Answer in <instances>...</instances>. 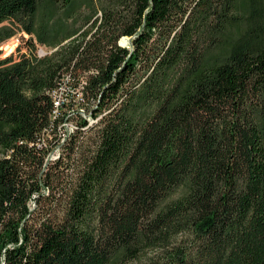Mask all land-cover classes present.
Wrapping results in <instances>:
<instances>
[{
	"label": "trees",
	"instance_id": "trees-1",
	"mask_svg": "<svg viewBox=\"0 0 264 264\" xmlns=\"http://www.w3.org/2000/svg\"><path fill=\"white\" fill-rule=\"evenodd\" d=\"M107 3L0 0L49 52L0 57V264H264V0ZM66 74L97 121L49 162Z\"/></svg>",
	"mask_w": 264,
	"mask_h": 264
},
{
	"label": "rangeland",
	"instance_id": "rangeland-1",
	"mask_svg": "<svg viewBox=\"0 0 264 264\" xmlns=\"http://www.w3.org/2000/svg\"><path fill=\"white\" fill-rule=\"evenodd\" d=\"M84 2H86V4L83 5L82 8L79 9L72 18L65 19L69 28H76V29H79L80 31H83L89 28L90 24L93 21H97L101 19L102 10H103L102 7L108 4L107 0H95V3L92 4L93 6H89V0H84ZM60 11L63 12V10H60ZM3 25L12 26L10 22H4L0 24V27ZM15 29L17 31V35L12 38L5 39L0 44V51H1L0 57H5L11 53L19 54V53L27 52L31 54L33 52H36L37 49H39V47L42 46V44L38 42V40L33 35L27 34L22 27L17 26L15 27ZM126 38H127V44H129L130 38L128 37L120 39V43L121 41L122 43L123 42L126 43V41L124 40ZM125 47L131 48V44ZM43 49L45 50L44 47ZM18 50L20 51L19 53H17ZM74 96L76 98V101H78V103L75 105L73 113H70L68 117H66L65 120L61 121V123L59 124L57 133L48 132L47 135L45 136L46 144L49 146V149H50V152L48 155L49 162L54 161L59 156V153L63 151L62 146L58 144V140L61 139L62 142H64L65 136H68L70 133L75 132L76 125L82 118L88 119L90 121V124L91 123L95 124V122L97 121L90 116V112H88L90 108L89 106H87V108L84 106L85 107V108L83 107L84 111H81L80 109H78L80 106H82L80 105L82 100L80 99V94L74 93ZM60 169H62V167ZM44 193L46 196H49V197L53 195L52 196L53 200L59 197L57 187L55 188V190L45 189ZM58 203L59 202L57 200H54L52 207L44 208L42 206H38V204L35 202V199H34L33 201L30 202V205H31L32 210H34L35 212H37V214H39L40 210H47V211L58 210L59 209Z\"/></svg>",
	"mask_w": 264,
	"mask_h": 264
},
{
	"label": "built area",
	"instance_id": "built-area-1",
	"mask_svg": "<svg viewBox=\"0 0 264 264\" xmlns=\"http://www.w3.org/2000/svg\"><path fill=\"white\" fill-rule=\"evenodd\" d=\"M125 38V37H123ZM130 38V37H128ZM129 44H131L132 46V40L130 38V42ZM129 44H127L129 46ZM126 45V46H127ZM49 52L44 50L43 47H39V49H37L36 51V56L38 58H43L45 57ZM73 77L71 75L66 74L63 79L62 82L58 84V86L56 88H54L51 91V97L53 99V103H54V114H58L59 110L63 107L65 102L69 101V94L72 93H78L80 94V99L82 100L83 98V94L80 90V86L78 87H73ZM82 83H86L85 81H82ZM75 85V83H74ZM81 111H84V109H81Z\"/></svg>",
	"mask_w": 264,
	"mask_h": 264
},
{
	"label": "bare ground",
	"instance_id": "bare-ground-1",
	"mask_svg": "<svg viewBox=\"0 0 264 264\" xmlns=\"http://www.w3.org/2000/svg\"><path fill=\"white\" fill-rule=\"evenodd\" d=\"M124 40L126 41V43H124V42H123L124 44L122 42L121 43H122V45L126 46L127 45V38Z\"/></svg>",
	"mask_w": 264,
	"mask_h": 264
}]
</instances>
